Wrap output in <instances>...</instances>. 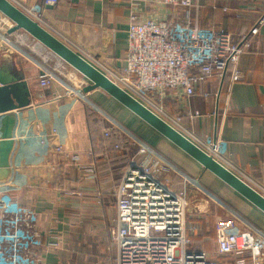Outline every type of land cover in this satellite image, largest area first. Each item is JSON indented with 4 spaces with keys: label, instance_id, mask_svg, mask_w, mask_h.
Returning <instances> with one entry per match:
<instances>
[{
    "label": "crops",
    "instance_id": "crops-1",
    "mask_svg": "<svg viewBox=\"0 0 264 264\" xmlns=\"http://www.w3.org/2000/svg\"><path fill=\"white\" fill-rule=\"evenodd\" d=\"M12 1L36 10L55 35L79 45L102 71L103 66L122 69L126 65L132 0H59L56 5L43 0ZM138 2L141 20L174 17L159 0ZM199 2V26L224 30L235 40L250 34L264 10V0ZM182 15L180 10L179 17ZM250 40L249 51L237 64L240 80L234 81L231 73L224 78L214 74L190 97L182 90H171L163 101L168 113L179 119L178 123L169 120L174 127L192 140L201 137L219 142L221 163L250 185L264 187V25ZM43 54L42 45L23 30L0 38V65L25 80L31 93L30 105L23 113L31 119L29 136L24 137L20 153L9 160L7 195L39 212L43 234L52 226L58 234L59 244L43 250L41 264H115L114 259H108L114 254L108 247L110 218L116 210L115 189L126 159L138 152L140 142L153 147L165 160L167 170L161 177L175 187L186 188L189 194V250L216 256V222L223 218H235L241 228L264 233L261 210L104 90L77 91L79 84L88 82L70 65L59 62L50 86H41L39 75L53 71L48 64L51 58ZM53 126L69 135L53 136L49 147L42 148L40 135ZM106 129L128 138V149L113 150L115 138L108 148L102 142ZM58 142L79 154L84 164L93 163L95 177L84 178L75 162L64 164L61 156L54 155L51 147ZM55 220L59 222L54 224ZM217 258L235 262L232 255Z\"/></svg>",
    "mask_w": 264,
    "mask_h": 264
},
{
    "label": "built area",
    "instance_id": "built-area-1",
    "mask_svg": "<svg viewBox=\"0 0 264 264\" xmlns=\"http://www.w3.org/2000/svg\"><path fill=\"white\" fill-rule=\"evenodd\" d=\"M43 1L52 5L59 3V0ZM159 1L171 9L174 17L141 20L139 2L132 0L126 65L122 69L103 66L104 71L100 70L166 121L178 123L179 119L168 113L164 96L171 90H182L190 97L198 85L214 74L224 78L231 73L234 81L240 80L239 58L249 51L250 36L258 34L264 25V10L250 34L235 40L224 30L199 26L200 0ZM22 9L52 32V27L36 10ZM180 10L184 14L182 18ZM11 26L12 22L0 13V38ZM61 40L83 57H89L75 42ZM51 77L52 71H43L39 75L41 86H50ZM83 85L79 84L76 90H81ZM109 133L110 129L104 131L105 136ZM64 134L58 126H53L49 133L40 135V146L49 147L51 137L62 138ZM192 141L221 162L219 142H208L201 137ZM51 148L54 155L63 158L64 164L75 162L83 170L84 178L95 177V165L84 164L81 156L69 152L62 142ZM165 170L167 164L157 151L140 142L138 152L124 168L115 189L116 210L110 218L109 229L115 264H264V233L241 228L235 218L216 222V256L203 250H189L188 192L186 188L176 190L164 180L161 173ZM254 188L264 195L263 186L258 184ZM58 244L54 226L43 234L37 210L0 194V264H41L43 250L56 248ZM220 255H232L235 262H223L217 258Z\"/></svg>",
    "mask_w": 264,
    "mask_h": 264
},
{
    "label": "water",
    "instance_id": "water-1",
    "mask_svg": "<svg viewBox=\"0 0 264 264\" xmlns=\"http://www.w3.org/2000/svg\"><path fill=\"white\" fill-rule=\"evenodd\" d=\"M0 13L12 22V26L5 35L17 30L25 31L88 80V84L81 88L83 93L97 88L104 90L264 213L263 194L121 88L12 0H0ZM30 102L31 93L27 82L16 75L9 74V70L0 65V194H7L11 158L20 153L21 146L26 141L24 137L29 136L28 128L31 119L23 113Z\"/></svg>",
    "mask_w": 264,
    "mask_h": 264
},
{
    "label": "rangeland",
    "instance_id": "rangeland-1",
    "mask_svg": "<svg viewBox=\"0 0 264 264\" xmlns=\"http://www.w3.org/2000/svg\"><path fill=\"white\" fill-rule=\"evenodd\" d=\"M33 38V37H32ZM36 42H38L37 40H35ZM42 45V44H41ZM42 47L44 48V54H43V57L46 58V57H49L51 59L48 60V64L49 66L53 67V71L52 72H56L58 71V67L57 65H59V62L61 63H66L64 60H62L60 57H58L55 53H53L51 50H49L48 48H46L45 46L42 45ZM30 48H32V44L30 45ZM67 64V63H66ZM69 65V64H68ZM55 74V73H54ZM57 74V73H56ZM153 148V147H152ZM154 149V148H153ZM183 179V178H182ZM183 182V180H182ZM172 187L176 190H180V187H175L173 184H172ZM189 195V194H188ZM189 197V196H188ZM109 250L112 251L113 249V246H112V240L110 241V245H109ZM110 251V252H111ZM109 252V253H110ZM113 253V252H112ZM108 256V255H107ZM106 256V257H107ZM112 258V259H111ZM109 260H113L114 259V254L112 255V257L108 258Z\"/></svg>",
    "mask_w": 264,
    "mask_h": 264
},
{
    "label": "trees",
    "instance_id": "trees-1",
    "mask_svg": "<svg viewBox=\"0 0 264 264\" xmlns=\"http://www.w3.org/2000/svg\"><path fill=\"white\" fill-rule=\"evenodd\" d=\"M112 130L110 129V133H109L108 136H105V135L103 136L102 142L104 144H106V146H108V148H109L110 141L115 138L116 141H115V143L113 145V150H119V148L121 149V147L128 149V146H129V143L127 142L128 141V138H126V140H124V137L120 136L121 133H117V132L112 131ZM116 145L118 146V148L115 147ZM128 162H129V160L126 159L125 167L128 164ZM188 238H189V236H188Z\"/></svg>",
    "mask_w": 264,
    "mask_h": 264
}]
</instances>
